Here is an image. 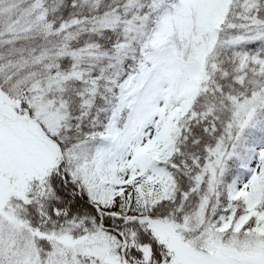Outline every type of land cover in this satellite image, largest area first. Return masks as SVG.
Segmentation results:
<instances>
[{
    "label": "snow or ice",
    "instance_id": "1",
    "mask_svg": "<svg viewBox=\"0 0 264 264\" xmlns=\"http://www.w3.org/2000/svg\"><path fill=\"white\" fill-rule=\"evenodd\" d=\"M0 264H264V0H0Z\"/></svg>",
    "mask_w": 264,
    "mask_h": 264
}]
</instances>
